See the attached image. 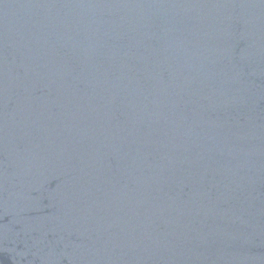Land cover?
Wrapping results in <instances>:
<instances>
[{
	"label": "water",
	"instance_id": "obj_1",
	"mask_svg": "<svg viewBox=\"0 0 264 264\" xmlns=\"http://www.w3.org/2000/svg\"><path fill=\"white\" fill-rule=\"evenodd\" d=\"M0 264H264V0H0Z\"/></svg>",
	"mask_w": 264,
	"mask_h": 264
}]
</instances>
